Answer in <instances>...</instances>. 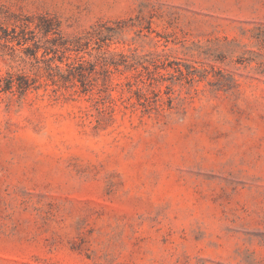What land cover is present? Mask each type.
Masks as SVG:
<instances>
[{
    "label": "rangeland",
    "instance_id": "obj_1",
    "mask_svg": "<svg viewBox=\"0 0 264 264\" xmlns=\"http://www.w3.org/2000/svg\"><path fill=\"white\" fill-rule=\"evenodd\" d=\"M39 14L119 22L102 51L159 59L162 102L123 66L105 93L0 91V264H264V0H0V27ZM19 49L0 77H33Z\"/></svg>",
    "mask_w": 264,
    "mask_h": 264
},
{
    "label": "trees",
    "instance_id": "obj_2",
    "mask_svg": "<svg viewBox=\"0 0 264 264\" xmlns=\"http://www.w3.org/2000/svg\"><path fill=\"white\" fill-rule=\"evenodd\" d=\"M10 28L0 27V41L2 47L13 56L16 47L20 48L21 56L16 57L19 65L29 67L33 71V77L26 74L0 77V91L16 93L19 96L25 95L31 88L37 90L40 87L54 86L53 92L59 89L78 92L82 94H92L96 88L95 77L102 79L98 93L108 91L110 76L112 71L110 66H123L122 71L134 70L132 80L127 79L125 85L134 93L144 95V91H150L157 97L155 103L162 102L161 90L158 87L164 74L160 72L162 62L153 54H148L146 59L140 60L135 57L128 61L127 56L119 53L114 57L122 59L121 63L109 61L107 52L102 50L109 47V42L117 39L121 34L119 22H115L114 27L106 24H98L90 28L83 36L68 39L63 36L58 21L48 15L39 14L36 16L11 15L4 17ZM42 50L41 56L37 53ZM91 51H97L96 61L90 62L85 59V55H91ZM136 51V49H129ZM12 58H15L14 56ZM109 61V62H108ZM99 65V69L97 66ZM180 75H184L182 70H176ZM195 71H188L187 76L191 82L195 80ZM199 78L202 75H197ZM45 78L41 84L40 79ZM38 84L36 86L35 84ZM81 88L79 91L76 89ZM167 100L172 101L171 98ZM159 106V105H158ZM160 108L162 105L160 104ZM163 109V108H162Z\"/></svg>",
    "mask_w": 264,
    "mask_h": 264
}]
</instances>
